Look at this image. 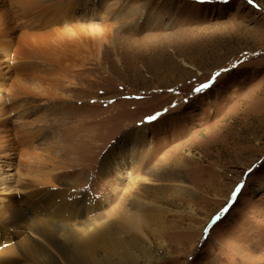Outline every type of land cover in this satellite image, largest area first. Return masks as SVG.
Listing matches in <instances>:
<instances>
[{
  "label": "rangeland",
  "instance_id": "obj_1",
  "mask_svg": "<svg viewBox=\"0 0 264 264\" xmlns=\"http://www.w3.org/2000/svg\"><path fill=\"white\" fill-rule=\"evenodd\" d=\"M2 1L1 15L24 13ZM47 12L18 18L37 34L79 27L81 46H9L0 198L42 173L73 185L102 232L95 264L119 261L113 246L117 264H263L264 0H74L53 28Z\"/></svg>",
  "mask_w": 264,
  "mask_h": 264
},
{
  "label": "bare ground",
  "instance_id": "obj_2",
  "mask_svg": "<svg viewBox=\"0 0 264 264\" xmlns=\"http://www.w3.org/2000/svg\"><path fill=\"white\" fill-rule=\"evenodd\" d=\"M42 1H47V3L50 4L46 3L47 5H44L45 3H43ZM50 1L20 0V7H22V11H24V13L21 12L20 16H13L12 18H9L11 16L10 12H5L4 15L0 14V43L1 45L6 44V47H2L0 45V50H2L1 58L3 60V62L0 63V78L3 71V66L1 65H3L4 61H9V46H13L16 44L15 51L17 53L23 54L24 52H28L29 56H31L30 54L32 52L36 53L39 49H41L43 52L48 51L49 47L52 46L49 45L50 42H56V45L60 47L64 46L63 51L66 52V49H70L69 46L71 45V43L76 42V39L79 38V27L72 28V32H69L67 30L53 29L54 31H47L43 34H37L35 32H32V29L35 28L31 29V25L28 27L27 20V22H21L22 20L18 18H25V16L29 15L33 16L34 13L36 15L35 17H37L39 15H42L43 12L45 13L46 10H49L50 13L47 12L49 16L48 20H46V23H53V25L51 26L52 28L60 25V22L64 19H74L71 16L72 12H70V9L74 4V0H59L58 3L56 2L57 0H52L51 2ZM86 2L87 0H85V3ZM1 6L4 9L7 8L5 2H3L2 0H0V7ZM2 8L0 10H2ZM16 13L18 12L16 11ZM103 13L106 14L105 11ZM6 18H9V21L15 20V22L11 26H9L11 23L9 24L8 21L5 22V20H7ZM42 25L44 26H42L41 28H44L46 26V24ZM13 39H15L14 42ZM63 39H67V42L64 43V45H61V41ZM78 44L81 46L80 43ZM79 45L76 47L74 46V48H79ZM79 49H82V47ZM79 49L78 53H80L81 51ZM71 50L73 54L74 49ZM76 50L74 51L77 52ZM72 54L70 55L72 56ZM31 73L33 74V72ZM35 74L33 76H35ZM30 77L32 76L30 75L29 78ZM7 115L8 112L5 110V107H3V104H0V159L4 157L6 160L9 158V155L4 154L3 156L4 149L9 147L13 149L15 145L14 139L10 138L11 130ZM21 121L24 122L23 120ZM22 133L23 132H21V134ZM20 142L22 143V141ZM9 165L10 163L5 168H3L2 171L5 172L4 170H7L10 167ZM42 175V178H39V184L41 185V188L37 184L36 185L39 188L37 187V189H33L35 185L31 187L30 184L28 185L20 183L15 188L18 189L19 192H22V194L19 195V198H17L18 196L14 195L9 196L10 194H6L7 196H3L0 198V264H95L90 257L91 253H93V246L97 238L102 235V232L101 230H99V226L98 229L94 223L87 219L88 216L86 214L89 213L91 209V202L88 200L87 195H81V197H87V203L84 202L82 204H72L70 200L75 199V197L73 196L78 193L76 192L73 185L65 183L63 187L62 184H60L58 181L52 178H47L46 176L48 175ZM52 176L54 178V174ZM5 177L6 176L3 175L1 178ZM56 177L58 176L56 175ZM58 180L60 179L58 178ZM44 185H57V188L58 185H61L64 191L51 192L53 189L51 190L47 187L44 188ZM175 188L177 189V187ZM23 206L25 207V209H27L23 210ZM66 210H69V212H66ZM80 216L83 218V222H80L77 225L71 224L73 221L76 222V220ZM52 218L60 222L64 226V228L66 227V229L62 227H54V224L49 221L52 220ZM140 219L135 221H133V219H129L128 221H126V223L137 231V229L140 227ZM121 220H123L122 216ZM12 238H14V241ZM66 242H68V244ZM101 246L110 247L108 246V242L103 243ZM117 251L120 255V260L115 262H108L109 264H117V262L123 263L125 261L126 258L124 259L122 258L123 256L121 257L124 252L117 250L114 246L111 250L106 252L109 254L115 253Z\"/></svg>",
  "mask_w": 264,
  "mask_h": 264
},
{
  "label": "snow or ice",
  "instance_id": "obj_3",
  "mask_svg": "<svg viewBox=\"0 0 264 264\" xmlns=\"http://www.w3.org/2000/svg\"><path fill=\"white\" fill-rule=\"evenodd\" d=\"M198 2H205V0H198ZM249 2H251V0H249ZM218 75V74H217ZM210 86V84L209 85H203L202 87L203 88H207V87H209ZM195 91L196 92H200L201 91V89H195ZM152 119H155V117H153Z\"/></svg>",
  "mask_w": 264,
  "mask_h": 264
}]
</instances>
